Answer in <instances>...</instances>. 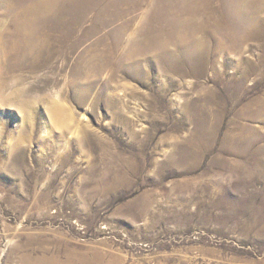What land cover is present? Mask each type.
Returning <instances> with one entry per match:
<instances>
[{"label":"rangeland","instance_id":"1","mask_svg":"<svg viewBox=\"0 0 264 264\" xmlns=\"http://www.w3.org/2000/svg\"><path fill=\"white\" fill-rule=\"evenodd\" d=\"M247 2H59L21 64L39 70L0 87V264H264V0Z\"/></svg>","mask_w":264,"mask_h":264},{"label":"bare ground","instance_id":"2","mask_svg":"<svg viewBox=\"0 0 264 264\" xmlns=\"http://www.w3.org/2000/svg\"><path fill=\"white\" fill-rule=\"evenodd\" d=\"M60 1L61 0H0V5H3L5 8V9H0V16H3L4 13L6 14V16L0 22V87L1 88L8 89V88L15 86L17 83L22 82L24 80L25 71H28L31 69L35 71V69H37L38 67H41V61H39V59L32 60V63L31 62L28 63L30 65L27 64V66H29L27 68H24V66H22L21 64L25 62L28 59V57L31 58L33 55L37 56L39 52H41L43 48H45L44 42H46L45 40L47 38L42 37L40 34L42 31L46 30L48 26L46 20H48V18H51L52 15L54 16L55 15L54 13L56 12V10L59 9L57 8L58 7L57 5L61 4L59 3ZM246 2L247 0L246 1L245 0L244 1L243 0H233L231 9L233 8L237 14L243 13L242 11H244L246 8L245 7ZM251 4H254V2L251 1ZM261 4L262 2L259 4L260 7H261ZM54 20H57V19H54ZM46 55L49 58L50 54L47 53ZM86 55L88 57L93 56L94 59L98 58L100 60L102 57L101 55H98V53L93 54V55L91 54H86ZM48 58H46V60H48ZM11 60L12 61L16 60L15 66H11ZM42 61L44 63L45 60H42ZM18 66H19V70L17 71L13 70L14 68ZM101 68H102L101 66L91 65V62H88V61H86V63L83 62L82 65H79V64L76 65L75 73L73 74V80L71 82L72 86L78 87V89H81L83 91V95L87 96L91 88L95 84V81L100 77ZM83 75L87 76L88 78L92 76L93 79L85 80L87 77H83ZM53 102L56 106L55 109L58 110V107H59L57 106L59 104L58 101L56 100ZM46 262H43V263H46Z\"/></svg>","mask_w":264,"mask_h":264}]
</instances>
